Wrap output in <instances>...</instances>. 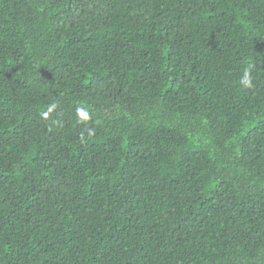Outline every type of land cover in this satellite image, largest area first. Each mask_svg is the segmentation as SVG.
I'll use <instances>...</instances> for the list:
<instances>
[{
  "label": "trees",
  "instance_id": "trees-1",
  "mask_svg": "<svg viewBox=\"0 0 264 264\" xmlns=\"http://www.w3.org/2000/svg\"><path fill=\"white\" fill-rule=\"evenodd\" d=\"M0 264H264V0H0Z\"/></svg>",
  "mask_w": 264,
  "mask_h": 264
},
{
  "label": "clouds",
  "instance_id": "clouds-1",
  "mask_svg": "<svg viewBox=\"0 0 264 264\" xmlns=\"http://www.w3.org/2000/svg\"><path fill=\"white\" fill-rule=\"evenodd\" d=\"M239 84L243 88H246V89H250L253 87V76H252V71L250 67L245 68L243 75L241 76L239 80ZM56 107L57 105L55 103L48 105L46 110L41 111L40 113L41 118L44 120H48L52 116V114L55 112ZM76 116L78 120L82 123H85L92 118L89 109L84 106H79L76 108ZM87 135L89 137L94 136L95 130L93 128L87 129Z\"/></svg>",
  "mask_w": 264,
  "mask_h": 264
}]
</instances>
